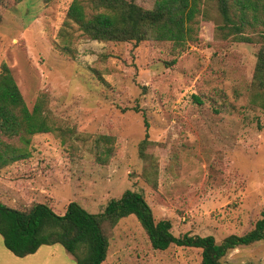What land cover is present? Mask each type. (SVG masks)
<instances>
[{
	"label": "rangeland",
	"instance_id": "rangeland-1",
	"mask_svg": "<svg viewBox=\"0 0 264 264\" xmlns=\"http://www.w3.org/2000/svg\"><path fill=\"white\" fill-rule=\"evenodd\" d=\"M72 1L9 0L4 10L0 71L9 66L30 109L46 102L52 130L31 136L27 158L0 168V202L25 209L45 201L63 213L76 201L100 213L131 189L144 195L155 221H171L177 237L221 242L253 230L264 211V109L251 104L250 85L264 15L244 27L252 42L223 36L213 2L202 6L183 45L106 42L69 19ZM129 1L147 9L156 2ZM0 138L23 147L18 137ZM108 236L104 264L202 262L199 248L154 249L135 215ZM46 249L55 256L38 264H66L72 255L60 244ZM222 261L264 264V241ZM28 262L0 235V264Z\"/></svg>",
	"mask_w": 264,
	"mask_h": 264
},
{
	"label": "trees",
	"instance_id": "trees-1",
	"mask_svg": "<svg viewBox=\"0 0 264 264\" xmlns=\"http://www.w3.org/2000/svg\"><path fill=\"white\" fill-rule=\"evenodd\" d=\"M212 2L223 21L220 29L224 37L253 41L243 30L264 15V0H156L151 9L129 0H86L85 3L73 0L68 17L93 40L136 43L155 40L183 45L194 37L202 6ZM8 4L9 0H0V24ZM88 6L91 13L87 11ZM262 39L250 85V102L264 109V32ZM16 83L9 66L3 63L0 136L18 137L23 147L0 138V168L27 158L29 155L24 149L30 144L31 136L52 130L46 102L39 98L30 109ZM145 124L148 128L147 120ZM152 213L144 195L131 189L112 198L100 213H91L76 201H71L63 213L45 201H33L25 209L0 202V235L4 246L17 257L34 254L43 245L60 244L72 254L75 264H104L110 245L108 231L129 215L137 217L154 249L166 250L173 244L199 248L201 264H223L222 258L230 250L264 241V211L253 230L230 235L221 242L212 235L177 237L171 231L170 220L155 221Z\"/></svg>",
	"mask_w": 264,
	"mask_h": 264
},
{
	"label": "crops",
	"instance_id": "crops-1",
	"mask_svg": "<svg viewBox=\"0 0 264 264\" xmlns=\"http://www.w3.org/2000/svg\"><path fill=\"white\" fill-rule=\"evenodd\" d=\"M55 245H58V244H54V245H46V246H55ZM44 246V245H43ZM49 248H54L55 250L58 251V249H56L55 247H49ZM54 249H46L45 251H42L41 250V247L37 250V252H35L34 254H31V255H28L26 257H22V258H30V262H28V264H38V262H40L43 258L44 259H48V258H52L53 256H55L56 254V251ZM41 250V251H40ZM39 251L40 252H43L42 253V256L41 258L38 259L39 257ZM13 254V253H12ZM71 254V253H70ZM41 255V253H40ZM21 258V257H19ZM67 261L66 264H75V261H74V257L71 255L68 256V260H65Z\"/></svg>",
	"mask_w": 264,
	"mask_h": 264
}]
</instances>
